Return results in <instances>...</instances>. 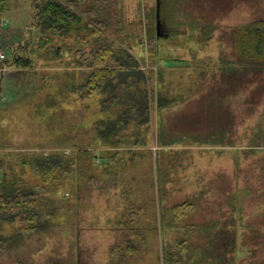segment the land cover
Here are the masks:
<instances>
[{
  "label": "rangeland",
  "instance_id": "rangeland-1",
  "mask_svg": "<svg viewBox=\"0 0 264 264\" xmlns=\"http://www.w3.org/2000/svg\"><path fill=\"white\" fill-rule=\"evenodd\" d=\"M110 1L104 36L132 52L151 101L109 141L106 122L127 105L74 91L92 70L90 30L40 47L41 0L3 3L0 175L33 189L43 227L0 250V264H165L185 237L188 264H264V69L243 67L235 50V29L264 16V0H181L153 36L157 0ZM16 56L32 65H9ZM54 154L61 167L34 169ZM184 201L195 208L178 219L171 207ZM132 229L143 239L125 254Z\"/></svg>",
  "mask_w": 264,
  "mask_h": 264
},
{
  "label": "trees",
  "instance_id": "trees-1",
  "mask_svg": "<svg viewBox=\"0 0 264 264\" xmlns=\"http://www.w3.org/2000/svg\"><path fill=\"white\" fill-rule=\"evenodd\" d=\"M230 4V0H224ZM0 0V22L3 12V3ZM181 0H158V16L162 23H173V13ZM104 4L111 5L110 0H41L36 5L37 25L44 36L40 40V47L53 41L55 36L62 37L75 30L77 32L88 29L93 39V47L89 54L92 68L83 87L85 90L75 88L74 91L83 97L97 93H108L103 101L108 107L118 101L127 105L124 113L113 120H108L104 128L107 141L114 138L125 126L135 118L149 112L151 96L147 90L142 91L139 81L144 80V73L138 69V61L129 49L122 46L114 47L112 41L104 36L103 30L108 26V15L104 18ZM231 5V4H230ZM227 6V5H226ZM228 7V6H227ZM106 9V8H105ZM156 5L147 15L150 19L148 36L155 32ZM5 21V20H3ZM140 19H139V22ZM166 31V30H165ZM166 33V32H165ZM172 35V33H170ZM235 50L239 62L243 67H258L264 69V16L255 17L254 20L240 25L235 29ZM59 49L54 50L57 55ZM17 69H26L32 65L30 57L16 56L10 62ZM77 65H81L80 63ZM236 70V68H234ZM138 96H135L134 93ZM161 108L172 105L173 102L158 95ZM222 136L224 132L220 133ZM34 169L38 172H48L62 166V158L58 154L34 158ZM37 194L32 188L17 186L14 180H6L0 175V226L3 223H17L16 230L9 235L0 234V250L7 251L19 247L23 237L42 230L40 212L36 206ZM194 203L181 202L171 207L173 214L178 219L183 218L188 211H192ZM136 212H130L132 220L137 218ZM130 244L126 247L125 254L135 251L134 240L139 235L137 229L131 230ZM112 252L122 256V250L115 245ZM190 259L188 240L181 239L177 242L175 252L168 254L165 264H188Z\"/></svg>",
  "mask_w": 264,
  "mask_h": 264
},
{
  "label": "water",
  "instance_id": "water-1",
  "mask_svg": "<svg viewBox=\"0 0 264 264\" xmlns=\"http://www.w3.org/2000/svg\"><path fill=\"white\" fill-rule=\"evenodd\" d=\"M158 0L156 2V8H157V11H156V29H157V35H158V30H159V27H160V20H159V16H158Z\"/></svg>",
  "mask_w": 264,
  "mask_h": 264
}]
</instances>
